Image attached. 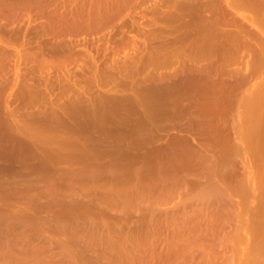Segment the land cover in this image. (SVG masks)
<instances>
[{
	"label": "rangeland",
	"instance_id": "obj_1",
	"mask_svg": "<svg viewBox=\"0 0 264 264\" xmlns=\"http://www.w3.org/2000/svg\"><path fill=\"white\" fill-rule=\"evenodd\" d=\"M262 1L263 0H0V237H2L0 238V264H8V263L9 264H47V263L64 264L65 262H66L65 264L67 263L72 264L71 262H73V264H80V263L96 264V262L97 263L99 262L98 264H104L106 263V261H109L108 256H110L111 254L113 255L114 249L112 250L111 248L114 246V244H117L115 245L116 248L119 247L120 249H122L123 246L125 245L124 242H128L127 245L129 243L130 244L128 246L125 245L124 247V250L125 249L128 250V247L133 243L138 245L139 242L138 240L142 239L143 241H145L143 243V241L141 240L142 243L144 244L142 247L145 246V243L146 244L151 243L149 245L152 246V243L155 241L156 244L158 242L157 251L160 252L161 250H159V247H161L163 244L165 245V241L169 242V240L173 238L170 241H174V239L175 241L176 240L183 241V239L184 240L187 239V242H189L188 240L189 235L191 238V239L189 238L190 243L194 238L198 237L199 235H200L199 238L201 237V239L196 238L195 240L199 239L197 241L201 240L202 242V239H204L205 237L203 241H205V243L207 242L206 243L207 245L211 243L213 244L216 239L215 241L216 248L214 247L215 249L214 248L213 249L217 251L219 249H222L224 252H226L225 254L229 252H230L229 254H231V252L233 251V247L236 246L234 245V243L236 242L235 239H237L238 237L245 238L248 236L249 237L259 236L261 238H264V235L251 234L253 231L251 232V228H250L251 226H248L250 225L251 221H253L254 219L256 220V216H258L259 214L262 215L263 214L262 211H264L260 207L262 206L264 209L263 206L264 187L261 188V186H264V181L261 178H259V176L261 177L260 173L264 168V163H263L264 157L261 158L262 160L261 163L257 162L258 160L260 161V158L255 157L254 155L249 157V154L252 155V153L247 152L248 156L247 153L245 155H242V153H244L243 151H245L243 149L241 151L242 153L233 152L236 154V155L234 154L235 157L232 156L233 155L232 153V155L230 154L231 157L226 158L225 160L223 159L226 162L220 160V158L222 159V157L218 158V160L217 158L216 160H214L215 157H219L221 155L223 151L222 149H225V147L226 148L230 147L227 144H230V142L234 140L233 135L231 136L233 140L231 138H228L231 139V141L227 142V144H225L226 141H228L227 139L225 140V142L223 140H220V142L219 141L214 142V145H216V143L218 145L219 143V145L216 146V149L217 147L220 146L221 142H224V145L223 143L221 144V146L223 147L220 148L221 151H219V153H217L216 155L214 153L216 150L212 151L215 157L212 154L213 156L211 157L214 158L211 157L209 158L211 153L209 154L207 152L206 155L205 153H203L206 151L203 150L202 152L201 149L203 140L201 139L198 133L199 131H197L199 128L196 129V127H199L197 126L198 124L196 125V127H194L193 125L196 123L193 124L191 123L189 125L188 123L189 117L187 116L185 117L183 116L184 118L181 119L179 117L178 119H176L177 117L173 116L174 117L173 119L170 118L171 116L169 117V115L166 114L169 118L166 117V115L162 116L161 119L163 121L159 119L158 126L161 127L165 124L164 126H167L168 130L161 131V129H156L151 126H148L144 130H141V132H139L138 140L136 141L134 138H129V137L120 138L122 134H117V132L121 133L120 132L121 129H122V133H125L126 130L129 129L127 128V123L126 122L121 123V120L119 124H117L119 126V129L115 127L116 123L114 121L112 122L111 118H109V120L106 119L105 120L106 122H104L103 124L102 121L104 120H101L100 123L98 122L99 120L97 122H93L91 119L92 124L91 122L89 123L90 126L92 125L91 128L89 126L88 129V126L84 125L80 129L79 127L80 125L74 126L73 125V123H75L74 121L68 118L70 120L69 121L66 117H64V119L66 118V121L68 120L67 123L63 120L66 125H68V123L71 122L69 123V126L65 127V128L67 127L69 128V129L67 128L65 132H64L65 128H61L63 126L62 121L61 123L59 122L56 123V121H58L59 119L58 116L61 115L60 112L58 111L59 109H56V107L58 106V102L61 103L63 101V99L62 100L58 99V95L61 92V90L62 91L65 90L63 91L64 98L68 99V101L69 99H73L70 100L71 102L72 101L79 102L77 99L79 98L82 99V97H84L85 95L88 97L86 98L85 96L83 99L86 98L87 100L84 101H88V102H89L88 98L90 95L92 96L100 95L103 98H111L114 103L106 106L107 113L111 115L113 114L118 115L117 118H119V116L120 117L129 116L130 120L134 121L137 117L143 116L144 109L146 108L145 107L146 99L151 97L152 88L156 85H160V84L166 85L167 83H173L174 81L177 80L178 77L175 76L176 71L181 65H183V60L188 59L187 56L184 55L183 51L179 50L178 46H180V39L182 40V38L184 37L191 36V34L195 31L194 30L195 25L198 22V19L201 15L207 17L211 23H215L213 32L215 34H218V38L213 39V42L211 43V47L209 48L210 49L208 55L209 59L208 57H206V60L211 61V64L213 66L217 65L215 68H213L214 69L213 72L216 73L218 71L217 68H220L225 72L232 71L231 73L232 75L233 74L236 75V74H240L241 72H244L247 66L246 59L245 60L239 58L234 59L233 55H231L230 53L229 54L224 53L225 56H223V52H222L223 46L221 45L222 39L229 32L236 30L245 31L248 37H251L252 34L256 35V37L259 36V31L256 29V26L253 24V22L260 21L259 8L256 7V3L258 2L261 3ZM262 29L264 30V26H262ZM206 60L202 61V63L205 62ZM188 63L191 62L188 61ZM122 65H124V67ZM96 66L100 69V71L97 73H93V70L95 69ZM68 73H72L73 79L75 80H73L72 76H70ZM74 74H76V76H74ZM225 78L231 79V75L227 74ZM82 103L83 102H81V104ZM85 103L83 105H86ZM51 107H53V110L56 109L59 112L58 115L57 114L58 112L56 110L53 111L54 113L56 112L55 115L57 114L56 115L57 118L55 119H51L52 116H54L52 115L54 114L52 111H51V115H52L51 118L50 117L48 118V116H50L49 113ZM102 108L103 107H101V110ZM215 112L216 113L213 114V116L215 117L212 118L213 122L217 121L219 119L217 117L221 116L220 112L217 111ZM180 117L182 116L180 115ZM160 122L163 125H161ZM217 122L214 123L212 128L216 127L215 125L217 124ZM96 123L99 124L97 125ZM94 124L97 125V127ZM231 126L232 125L230 123L222 124L221 122L218 125L217 129H214V132L216 134L221 133V135H226L227 133H229ZM84 127L86 130L84 129ZM124 128L125 130H123ZM205 129L208 130L209 128L205 127ZM111 131H113L114 134L115 133L116 134L112 135L113 133ZM69 132H71L70 133L71 135L69 134ZM73 132L75 134H73ZM105 132L108 133L111 132L112 134L110 135ZM66 133L68 134L67 136ZM161 133H163L162 136H164V138H160L159 135ZM127 134L128 133H126L125 135ZM84 136L87 137V139L83 138ZM130 141L131 142L135 141V143L134 144L130 143ZM234 141L240 143L239 144L240 146L237 144L236 145L237 147H239V149L240 147L242 149L241 141L237 139ZM129 143L131 144L130 145L131 147L129 146ZM141 143L142 145H139ZM185 143L188 145L186 146ZM132 144L136 146H133ZM160 144L161 146L159 147ZM173 144L174 145L176 144L177 147L179 146V148H177L176 150L175 147L176 145L174 146ZM236 145L234 143V146ZM188 146H191V148L190 147L188 148ZM157 148L160 149L158 150ZM220 149L218 148V150ZM85 150L89 151L90 153L88 155L84 154L83 151ZM156 150L158 152V156L156 154ZM196 150L199 151L197 152ZM236 150L238 151V148ZM168 151L170 152V154ZM178 151L181 153H179ZM164 152L165 153L167 152L166 153L167 155ZM182 152L184 153L189 152L186 154L187 156L191 153L192 155L189 157H191L192 160L193 159L197 160L200 165L195 164L197 163V161L194 163L193 160L192 162V160H190L189 157L187 158V156L186 158L188 160H186V158L184 160V156H183L184 154ZM195 152H197V154L199 155V156L196 155V158L194 157ZM199 153H202V155ZM98 154L100 157H97ZM153 154L155 155V157L153 156ZM173 154L175 157L181 156V158H183L181 160H183L184 162L188 161L186 163L188 166L183 168L186 164L183 163V161H181L179 157H177L182 163L177 165L179 167L178 168L173 160L177 158H175ZM205 155L207 156V158ZM163 156L164 157L168 156L167 158L165 157L166 159L170 157V160L168 161L171 162L173 160L172 161L173 163L169 162L170 163L169 164L168 161ZM171 156H173L174 158ZM245 156L249 157L248 158L249 164L246 163V165H250L248 167L254 168L256 166V168H254L253 171L251 172H254V170L257 169V167L258 169L263 167L262 169L259 170L257 169V173L259 171L258 174L254 172L253 173L254 176L252 178L251 177L248 178L251 182L253 180L254 187H257L255 185H258V183L260 182L259 188L261 190L257 187L256 192H254L255 190L247 191L248 188L246 187V183L248 180L246 181L247 179L246 176L249 175L248 173L250 172L248 170H247L248 172L245 171L246 170V168L244 167L246 166L244 165ZM200 158H202L203 160H201ZM205 158L210 161H207ZM230 158L231 159L235 158V159L230 160ZM255 158H258V160L256 159V161H254ZM161 159H162V163L158 162L161 161ZM163 159H165L166 162H163L164 161ZM178 159H177V163H179ZM238 159H240L241 161H239ZM227 160L228 161L230 160V163H228ZM245 160H246L245 162H247V159ZM142 161L144 162V164L145 162L146 164L148 163L151 167L148 164L144 165ZM150 161L154 163H151ZM189 161L191 164L189 163ZM214 162H216L218 165ZM193 163L195 166L192 165ZM183 164L185 165L183 166ZM208 164L209 166L207 167ZM224 164L226 166H224ZM259 164L263 166L262 167L257 166ZM120 166L121 167L123 166V168L120 171H118V169H120L119 168ZM165 166H167V169L165 168ZM173 166H175L176 168ZM191 166L193 167L190 168ZM223 166L226 169H224ZM113 167L117 168V172L113 170ZM124 167L127 169H125ZM105 168H107L106 169L107 173L105 172L103 173L102 171V170L105 171ZM159 168L161 169V171L162 170L163 171L162 172L159 171L160 170ZM214 168L215 171H213ZM128 169H130L129 171L134 169L135 171L134 170L133 171L135 174L130 173ZM164 169L170 172L168 171L166 172ZM108 171L111 172L110 175L108 174L109 173ZM210 171L212 173H210ZM118 172L121 173L122 175L121 177L118 175ZM177 172L181 176H179ZM203 172L206 173L204 174ZM30 173L32 176H30ZM114 173L115 174L117 173L116 174L118 176L117 180H115L116 175L113 176ZM181 173L182 174L185 173V174L182 175ZM195 173L196 174L201 173V175L199 174L201 177L204 174L202 177L203 179L198 180L200 179V178L197 179L199 175L197 176L195 175ZM220 173H222L221 174L222 176L220 175ZM99 174L102 175V180H100L101 175ZM131 174L132 176H130ZM253 174L250 173L251 176ZM22 175L23 176L25 175V177H23ZM172 175H174V177ZM243 175L246 178L245 180L243 178ZM33 176H35V178ZM111 176H113L114 178ZM171 176L173 178H176L175 179L176 181L173 178H171ZM178 176L180 179L178 178ZM216 176H218V178ZM30 177L33 179H31ZM92 177L94 178V180ZM107 177L110 181L107 179ZM151 177L153 178V180H155L154 181L155 183H153L152 185H151L152 183ZM169 177L170 180H173L172 181L173 183L182 181L181 185H184L182 186L184 188L185 186L188 185L187 189L186 188L180 189L181 186L178 187V192L176 188V192H175L176 195L174 197L178 201H174L176 199L173 198V200L168 199L167 203H162L165 201H161L159 202L158 205L156 204L158 202L154 203L153 196H151L153 197V199H151L152 202L150 201V199L148 200L149 195H146L148 191H146V193L144 191L148 190V188L150 187H155L154 188V191L156 190L155 194L158 195L157 193L159 192L157 191L158 190L161 191L160 189L161 187L159 188L160 185L158 183L160 182V180H161L160 183H162V180L163 181L168 180L167 178ZM204 177L206 178L204 179ZM112 178L113 181H111ZM193 178L197 179L199 183L200 181H202L201 183L203 184L201 185L202 186L204 185L203 186L204 188L200 186L199 183L197 184L198 181L194 180ZM221 178L223 179L221 180ZM239 178L243 183H241ZM103 179L105 180L103 181ZM124 179L126 182L124 181ZM212 179H214L215 182H213ZM87 180L91 182L90 185ZM143 180H145L144 181L145 183L143 182ZM183 180L186 182L183 183ZM236 180H239L242 186L243 184L245 185L243 186V189L245 190L246 187L247 189L245 191L246 193L249 192L251 194L253 193L254 196L257 195L256 197L257 198L260 197L259 199H261L263 202L262 201L260 202V200L257 199L256 197L255 200L254 197H251L253 195L249 193H248L249 195H245L246 193L243 192V194L245 195L244 196L242 194V191H240L241 184L239 182L236 183ZM94 181L96 183H94ZM132 181L134 182L132 183ZM168 181L167 183H169ZM105 182L109 184L111 183L110 185L108 184V188L106 187L107 183ZM114 182H116V184H114ZM216 182L218 184V187L217 184H215ZM222 182L225 184H223ZM124 183L126 184L127 187L131 185L132 188L129 187L128 189ZM135 183L136 185L134 187L133 184ZM205 183L207 186H205ZM29 184L30 186L31 185L32 186L30 187ZM119 184H121V186ZM174 184L176 185L175 187L179 185V184L177 185L176 183ZM211 184L212 186H214L213 189L216 188V191L212 190V192H210L212 189ZM235 184H237V186H234ZM112 185L116 187L114 188ZM227 185H232L234 187L233 188L232 186L228 187ZM27 186L30 188H27ZM96 186L97 188H95ZM101 186L103 188H101ZM137 186L139 189L137 188ZM145 186H147L148 188H146ZM197 186L199 188H202V190L200 189V192L201 191L203 192V193L201 192L202 194L199 192V190H197L198 188ZM119 187H121V189ZM237 187H239V189ZM93 188L97 189L98 191L94 190ZM188 188H190V190ZM217 188H219V190ZM222 188L224 190H222ZM227 188H230V190H234V191L230 192L229 189ZM250 188L253 189V186ZM31 189L34 190L36 189V190L34 192ZM119 189L122 192H119ZM127 189L129 191L133 189L134 191L131 190V192H127L128 191ZM179 189L181 190L182 193L181 192L179 193ZM258 189L261 191V193L257 192L259 191ZM29 190L32 191L35 195L32 192H30L31 194H29ZM139 190H142L144 195L148 196L145 197V200L143 199L144 195L142 194V191L140 192ZM206 191L208 193H206ZM237 191L238 193L241 192L240 193L241 195L238 194V196H236L237 193L234 192ZM115 192L117 193L116 195L119 196L122 195V196L118 199L119 196H115ZM134 192L135 193L140 192L139 194H137L138 197ZM131 193L133 194L131 195ZM216 193L219 194L216 195ZM106 194L110 195V197L107 196ZM29 195L32 196L30 197ZM128 195L131 197L134 195L136 196L132 197L133 201L124 204L126 200L131 199V197H129ZM218 195H220L222 198ZM224 195L227 196L226 197L227 199H225ZM102 196L104 197V199ZM126 196L129 198L127 199ZM247 196L250 197L248 198ZM115 197H117V199ZM136 197L139 199L138 202L140 204L143 203L144 201V203L147 204L146 205L147 207L144 205V203L141 204L142 206H140V204L138 203L136 204L134 201ZM139 197L140 198L142 197V199H140ZM202 197H204V199ZM243 197L246 198V200L243 199ZM100 198H102V200H100ZM252 198H254L255 202H253ZM95 199L99 202V204L100 202L102 203L100 204V208H99V204L97 203V201H95ZM115 199L116 201L117 200L118 201L116 202ZM123 199L125 200L123 201ZM138 199H136V201ZM184 199L185 202L181 203L184 201ZM232 199L233 201H231ZM238 199L240 200L239 201L240 203L237 201ZM188 200L191 201L192 203H189ZM241 200L242 201L245 200L246 202H242ZM84 201L85 202L88 201V203L92 202V204H88V203L85 204ZM148 201L151 203H149ZM193 201H196V203L195 202L193 203ZM82 202L83 204H81ZM109 202L114 203V205L111 203L112 205L111 206ZM133 202L138 206L137 207L136 205L134 206ZM176 202L179 203L178 207H175L177 204L174 203ZM215 202H219V203H215ZM230 202H232L231 203L232 205L230 204ZM257 203L258 205L261 203L262 204L259 205V207L257 208L256 207ZM128 204H131V206L133 205L132 208L134 207L135 209L134 211L136 212L131 213L132 210L127 208L130 207ZM153 204H156V208L155 205ZM181 204L182 206H184L183 208L185 209V212L183 210L181 213L182 214L185 213L186 214L185 219L189 220V221L184 220L183 219L184 217H182L181 222L187 221L184 223L179 222L178 219L180 218L175 216L177 212L181 214L180 210L183 209V208H179L182 207ZM216 204H217V208H215ZM228 204L230 208L225 207ZM240 204L244 206L241 207ZM107 205H109L108 206L109 208L106 207ZM236 205L237 207H235ZM112 207H116V208H112ZM158 207L159 209H161L160 211L159 209L156 210L159 211V213L155 212L158 213L159 215V216L157 215L158 218L159 217L164 219L166 218V215H164L165 213H163L164 212L163 209H166L167 207L168 208L170 207L169 208L170 211L167 208L165 211L166 213L167 210L169 211L170 214L172 210L175 211L171 215L173 217L174 216L177 217L178 221L174 222L173 220H175L176 218L172 219V216L170 214L169 215L171 216V218L169 215H167V219L165 220L167 221L169 217V221L171 224L180 223L179 224L180 226L178 225L179 230H177L178 227L176 226V224H172L174 225V229L172 228L173 226L172 227L169 226L171 225L170 223H167L169 221L167 222L163 221V226L166 228H168L167 226H169L173 230L169 229L170 230L169 231L168 229H165L163 226L162 228L161 227L162 223H159V226H156L157 224L156 225L152 224L153 228L150 227L151 223H156L157 220H160L161 222L162 219L156 218L155 213L154 215L151 214L153 215V217L155 216L153 218L151 215H149L150 213L153 212L149 213L147 211L148 212L147 213L146 210H148V208L157 209ZM122 208H124L125 211L127 210L129 211L123 212L124 210L122 211L121 210ZM136 208L137 209L139 208V211L142 208L144 210L142 209V211H140L142 213L139 212L137 213L138 210H136ZM189 208L190 211L188 212H190L191 217L187 215L189 214L187 212ZM193 208L197 210L193 211ZM237 208L240 211H237ZM222 209H224V211ZM230 210L231 212L228 213ZM257 210L258 212L261 211L262 214L257 213ZM197 211H199V213ZM254 211L258 215L255 216V213L254 215L253 213H251ZM102 212H104L106 215L104 216V213ZM128 212H130L131 214L130 213L128 214ZM224 212L225 214H223ZM75 213L76 215H74ZM215 213L217 214V216ZM134 214L137 216H135ZM144 214H146L147 216L148 215L151 216L150 219L153 218L152 221L150 220L151 221L150 225L148 224L150 228L147 226L149 229L146 228L145 226L147 225L146 223L147 222L149 223L150 221L147 220L146 215ZM182 214L180 215V217L182 216ZM202 214H204L205 216ZM211 214H212V220L210 219ZM122 215L125 216H123L122 218ZM223 215L224 216L228 215L229 217H231V219L229 217L226 218V216L224 217ZM249 215L253 219L249 218ZM260 215L258 216L260 217L258 219H261L262 216ZM98 216H100V218H105L106 220H108L107 218H109L108 221L102 219L104 223L108 222V224L106 223L103 224L102 223L103 221L100 223L101 219ZM116 216H121V217H116ZM127 217L131 219H128ZM219 217L221 220L222 219L223 220L221 221ZM91 218H93V221ZM225 218L226 220L224 221ZM23 219L24 220L27 219V221H23ZM90 219L91 221L89 222ZM201 219L204 221V223ZM143 220L144 222L145 221L147 222H145L144 224ZM31 221L32 224L34 223V225H31ZM25 222L27 223L29 222L30 225L29 223L25 224ZM117 222H119L120 224L122 222V224L117 225L119 224ZM164 222L166 223V225H164ZM190 223H192V226H190L191 225ZM193 223L195 224L198 223L199 225L198 224L195 225ZM182 224L184 226L185 225L187 226L183 228ZM219 224H221L222 228H224L225 230L221 229V226H219ZM1 225L4 227H2ZM104 225H108L107 229L109 233L107 232L106 226ZM154 225L156 229H158L159 227H161L162 229L159 228L158 232L156 233L157 230H155ZM208 225H212L211 226L212 228H209L210 226ZM214 225L215 227L213 229ZM198 226L199 228L202 226L200 228L201 230L198 228ZM134 227L136 229H134ZM181 227L185 231L182 230V232L184 233H181L182 235L180 236L179 231H181L180 229ZM207 228H209L210 231ZM215 228L217 229L215 230ZM219 228L221 229V231L220 230L218 231ZM245 228L246 231H248L250 228V232H246V235L244 233ZM147 229L149 231H147ZM152 229H154L155 231ZM227 229L230 230V233L229 230L227 231ZM175 230H177V232L179 233H177ZM9 231L10 232L14 231L12 232L13 235L10 234ZM102 231L104 232L105 235L103 234ZM110 231L112 232L110 233ZM153 231H154L153 235L156 234V237L158 239L152 236ZM159 231L161 233L163 232L162 233L163 236ZM168 231L170 232V235H168L169 234ZM173 231L176 233H174ZM226 231L230 235L228 234L225 235ZM164 232L165 234L168 233L166 234L167 236L166 235L164 236ZM221 232L222 233L225 232V233L221 234ZM106 234H109V236L112 237V239L108 237ZM171 234L172 235L177 234L176 235L177 239L176 236L174 238ZM148 235H151V237L149 236L150 237L149 243L146 242L148 241V239L145 240V237L146 236L148 237ZM211 235H214L215 238ZM222 235L224 236V238L222 237ZM6 237L9 240H7ZM113 237H115L116 240L115 238L113 240ZM133 237L136 240L138 237L140 239L138 238L136 243V240L134 241ZM181 237L183 239H179ZM109 238L111 241L109 240ZM151 238L154 240L153 242L151 241L152 240ZM154 238L157 240H155ZM163 238L164 241L162 243ZM166 238L167 239L170 238V239L167 241L165 240ZM230 240L232 242H230ZM99 241L103 245H101ZM180 241L179 243H182ZM233 241L235 242L233 243ZM220 242L221 243L223 242L225 245H222ZM219 243L222 246H220ZM121 244L123 246H120ZM194 244H196V242H194ZM106 245H108L109 247H107ZM153 245H155V243H153ZM164 245L162 248H160L162 249V251H165L167 248V247L164 248ZM228 245L231 246L232 248L229 247ZM83 246L87 247V249L89 247V249L87 250L86 248H83ZM100 246L102 247V249ZM153 247L156 250V245ZM130 248L128 252H130ZM135 248H132V250ZM85 249L87 252L85 251ZM97 249L98 251H96ZM109 249L111 250V252H109L110 251ZM144 249H147V247H144ZM89 250L91 253L95 251L94 253L98 254V256L93 253L96 257L93 258L94 255L88 253ZM116 250H118V248ZM222 250H219V252L221 251L220 254L221 253L223 254ZM121 251H123V249ZM81 253H83V255ZM80 254L83 260L80 258ZM103 255H106V258L105 256L103 257ZM69 256L71 257L69 258ZM90 256H92V259L94 261L90 259L91 258ZM100 257H102L105 260V262ZM34 258L36 262L34 261ZM36 258H38V260L40 261H38ZM45 260L47 261L46 263ZM84 260L86 261L85 263ZM5 261L7 262L5 263Z\"/></svg>",
	"mask_w": 264,
	"mask_h": 264
},
{
	"label": "bare ground",
	"instance_id": "obj_2",
	"mask_svg": "<svg viewBox=\"0 0 264 264\" xmlns=\"http://www.w3.org/2000/svg\"><path fill=\"white\" fill-rule=\"evenodd\" d=\"M256 7L257 8H259V18H260V21H257V22H253V24L256 26V29L259 31V36H257L256 37V35H254V34H252V36L251 37H248L247 35H246V32L245 31H243V30H236V31H231V32H229L223 39H222V46L224 47H222V52H223V56H225L224 55V53L225 54H231V55H233V57H234V59H237V58H239V59H243V60H245L246 59V63H247V66H246V70L244 71V72H241L240 74H231L232 73V71L231 72H229V71H227V72H225L224 70H222V69H220V68H217V72L216 73H214L213 72V68H215L216 66H213L212 64H211V61H207L206 60V57H208V55H209V48L211 47V43L213 42V39H217L218 38V34H215L213 31H214V24L215 23H211L210 21H209V19L207 18V17H205V16H203V15H201L200 17H199V19H198V22L196 23V25H195V31L191 34V36H189V37H184V38H182V40L180 39V46H178L179 47V50H181V51H183V53H184V55H186L187 56V60H183V65H181L179 68H178V70L176 71V73H175V76L176 77H178L177 78V80L176 81H174L173 83H167L166 85H163V84H160V85H156V86H154L153 88H152V92H151V97H149V98H147L146 99V108L144 109V115L143 116H140V117H137L134 121H131L130 120V118H129V116H124V117H120L119 116V118H117L118 117V115H115V114H113V115H111V114H109V113H107V108H106V106L107 105H109V104H112V103H114L113 102V100L111 99V98H103L102 96H96V95H90L89 96V98H88V100H89V102L88 101H84V100H87L86 98L88 97V96H86V98L85 99H83L84 97H82V99H77L79 102H76V101H70V100H73V99H69V101H68V99H66V98H64V94H63V91H65V90H61V94L59 93V95H58V99L60 100H62L63 99V101L60 103V102H58V108L56 107V109H59L58 111L60 112V114L61 115H59V112L56 110V109H54L53 110V107H51V110H50V116H48V118L50 117L51 118V116L52 115H54V116H52V118L51 119H55V118H57V114L59 115L58 117H59V119H58V121H56V123H61V121H62V127L61 128H65L66 126H69V123H71V122H69L68 123V125H66L65 123H64V121L67 123V121L69 120V119H71L72 121H74L75 123H73V125L74 126H76V125H80L79 127H80V129H81V127H83L84 125H86V126H88V129H89V126H90V122H91V124H92V121L93 122H97L98 120V122H100L101 123V120H104V121H102V124L104 123V122H106L105 120L106 119H108L109 120V118H111V120H112V122L114 121L116 124V128H118L119 129V126L117 125V124H119V122H120V120H121V123L123 122H126L127 123V128H129V129H127V130H129V131H127L126 130V132L125 133H122V129H121V133H118L117 132V134H122L121 136H120V138H125V137H129V138H134L135 139V141L136 140H138V134H139V132H141V130H144L145 128H147L148 126H151V127H153V128H156V129H161V131L163 130H168V127L167 126H164L161 122H160V124L161 125H163V126H158V124H159V119L160 120H162L161 119V117L162 116H164V115H169V117L170 118H173L174 119V117L173 116H175V117H177L176 119H178V117L181 119V118H184L185 116H187V117H189V119H188V123H189V125L192 123H196V124H193L194 125V127H196V125L197 126H199V127H196V129H201V130H197V131H199L198 133H199V135H200V137H201V139L203 140V144H202V146H201V149H202V152H203V150L204 151H206V152H203V153H211V155L209 156V158L211 157V156H213L214 155V153H215V155L217 154V153H219V151H221V147H223V146H221V144L223 143V145H224V142H225V140L227 139L228 141H226V143L225 144H227V142H230L231 141V139H232V135L234 136V140H239V141H241V146H242V149H241V147H240V149H239V147H237V145H239L240 143H237V141H234L233 139V141H231L230 142V144H227L228 146H230V147H225V149H222L223 151H222V153H221V155L219 156V157H215V155H214V157H215V159L214 160H216V158H217V160H218V158H220V157H222V159L220 158V160H225L226 158H229V157H231L230 156V154L232 155V153L233 152H235V153H242L241 151L244 149L245 151H243L244 153H242V155H245L247 152H249V153H252V155L251 154H249V157L250 156H255V157H258V158H260V161L258 160V158H255V160L254 161H256V159L258 160L257 162H260L261 163V158H263L264 157V30L262 29V26H264V0L261 2V3H256ZM243 33V34H242ZM221 38V37H220ZM229 56V55H228ZM227 57V56H226ZM208 59H209V57H208ZM204 60H206L205 62H203L202 63V61H204ZM188 61H190L191 63H188ZM123 67H124V65H122ZM100 71V69L96 66L95 67V69L93 70V73H97V72H99ZM84 73V72H83ZM83 73H81V74H83ZM70 76H72V79H73V75H72V73H68ZM227 74H230L231 75V79H226L225 78V76L227 75ZM74 76H76V74H74ZM68 80V79H67ZM73 80H75V79H73ZM81 97V96H80ZM53 100V99H52ZM54 101V100H53ZM56 101V100H55ZM81 102H83L82 104H81ZM86 102V103H85ZM87 102H88V104H87ZM52 103V102H51ZM60 103V104H59ZM86 104V105H83V104ZM55 104V103H54ZM57 104V103H56ZM52 106V105H51ZM54 106V105H53ZM101 107H103L104 109H106V110H104L103 108H102V110H101ZM57 111L58 113L55 115V113L53 112V111ZM103 110H104V112H103ZM51 111L54 113V114H52L51 115ZM103 113H102V112ZM215 111H217V112H220L221 113V116L220 117H217V118H219L217 121H215V122H213V117H215V116H213V114L214 113H216ZM102 114H101V113ZM170 113H171V115H170ZM218 114V113H217ZM109 115H110V117H109ZM166 115V117H168ZM178 115V116H177ZM180 115L182 116V117H180ZM216 115V114H215ZM61 116V117H60ZM63 116V117H62ZM184 116V117H183ZM64 117H66L68 120L66 121V118L64 119ZM168 117V118H169ZM120 118H122V119H120ZM91 119H92V121H91ZM96 120V121H94V120ZM119 119V120H118ZM166 119V118H165ZM64 120V121H63ZM215 120V119H214ZM70 121V120H69ZM163 121V120H162ZM217 122V124L215 125L216 127H214V128H212L213 127V125H214V123H216ZM222 122V124L223 123H230L232 126H231V128H230V131H229V133H227L226 135H221V133H215L214 132V129H217V127H218V125L220 124ZM65 125H64V124ZM213 123V124H212ZM97 124V123H96ZM99 124V123H98ZM97 124V125H98ZM61 125V124H60ZM95 125V124H94ZM97 125H95L96 127H97ZM192 125V126H193ZM201 125V126H200ZM212 125V126H211ZM72 126V125H71ZM92 126V125H91ZM91 126H90V128H91ZM211 126V127H210ZM58 127V126H57ZM95 127V128H96ZM205 127H208L209 129L208 130H206L205 129ZM68 128V127H67ZM67 128H65L64 129V132H65V130L67 129ZM74 128V127H73ZM59 129V128H58ZM69 129V128H68ZM84 129H85V127H84ZM83 129V130H84ZM104 129V128H103ZM118 129H116V130H118ZM86 130V129H85ZM84 130V131H85ZM94 130V129H93ZM100 130V129H99ZM98 130V131H99ZM102 130V129H101ZM123 130H125V128L123 129ZM63 131V130H62ZM61 131V132H62ZM71 131V130H70ZM218 131V130H217ZM216 131V132H217ZM60 132V131H59ZM72 132V131H71ZM71 132H69V134L71 133ZM101 132H103V131H101ZM113 134H112V133ZM110 133H108V132H105V133H108V134H112V135H115L114 134V132L113 131H111ZM79 133V132H78ZM84 133V132H83ZM126 133H128L127 135H125ZM59 134V133H58ZM65 134V133H64ZM64 134H63V136H64ZM73 134H75L74 132H73ZM108 134H106V135H108ZM162 134L163 133H161L159 136H160V138H164V136H162ZM68 134L66 133V136H67ZM71 135V134H70ZM91 135V134H90ZM105 135V134H104ZM62 136V135H61ZM74 136V135H73ZM76 136V135H75ZM83 136V135H82ZM87 136V135H86ZM96 136V135H95ZM72 137V136H71ZM70 138V137H69ZM83 138H85V139H87V137H83ZM228 138H231V139H228ZM157 139V138H156ZM150 140V139H149ZM159 140V139H158ZM220 140H223L224 142H221L220 143V146L219 147H217V149H216V146H218L219 145V143H218V145H217V143H216V145H214V142H220ZM126 141V140H125ZM135 141H130V143H135ZM171 141V140H170ZM169 141V142H170ZM183 141V140H182ZM238 141V142H239ZM126 143V142H125ZM129 143V146L131 145ZM172 143V142H171ZM234 143H235V145L236 146H234ZM132 144V145H133ZM176 144H178V143H176ZM175 144V145H176ZM186 144V143H185ZM138 145V144H137ZM139 145H142V143L141 144H139ZM166 145V144H165ZM169 145H172V144H169ZM174 145V144H173ZM174 145V146H175ZM188 144H186V146H187ZM133 146H136V145H133ZM161 146V144L159 145V147ZM232 146V147H231ZM240 146V145H239ZM131 147V146H130ZM157 147V146H156ZM167 147V146H166ZM172 147V146H171ZM176 147V150H177V148H179V146L177 147V145L175 146ZM191 148V146H188V148ZM215 147V148H214ZM164 148H165V146H164ZM169 148V147H168ZM194 148V147H193ZM192 148V149H193ZM218 148L220 149V150H218ZM238 148V151L236 150ZM158 149V148H157ZM160 149V148H159ZM158 149V150H159ZM163 149V148H162ZM171 149V148H170ZM173 149H175V148H173ZM172 150V149H171ZM170 150V151H171ZM175 150V151H176ZM179 150V149H178ZM218 151V152H216V151ZM234 150V151H233ZM174 151V152H175ZM197 151V150H196ZM199 151V150H198ZM197 151V152H198ZM211 151V152H210ZM212 151H215L214 153L212 152ZM160 152H161V150H160ZM169 152V151H168ZM179 152V151H178ZM185 152V151H184ZM184 152H182L184 155V160H185V158H186V154L187 153H189V152H186V153H184ZM197 152H195V158H196V155H198L197 154ZM83 153L84 154H86V155H88L90 152L89 151H87V150H85V151H83ZM153 153V152H152ZM165 153V152H164ZM167 153V152H166ZM165 153V154H166ZM172 153V152H171ZM179 153H181V152H179ZM178 153V154H179ZM235 153H233V155L232 156H234L235 157ZM156 154H157V156H158V152H157V150H156ZM169 154H170V152H169ZM199 154H201L202 155V153H199ZM208 154V155H209ZM213 154V155H212ZM235 154V155H234ZM152 155V154H151ZM160 155H162V154H160ZM164 155V154H163ZM167 155V154H166ZM192 154L190 153L188 156H187V158L189 157V156H191ZM207 155V154H206ZM205 155V156H206ZM91 156V155H90ZM153 156L155 157V155L153 154ZM169 156V155H168ZM168 156H165L166 158L168 157ZM173 156H174V154H173ZM173 156H171V157H173ZM182 156V157H183ZM199 156V155H198ZM197 156V157H198ZM204 156V155H203ZM240 156V155H239ZM247 156H248V153H247ZM247 156H245V157H247ZM87 157V156H86ZM96 157V156H95ZM97 157H100L99 156V154H98V156ZM164 157V156H163ZM164 157V158H165ZM175 157V156H174ZM173 157V158H174ZM177 157H179L180 158V160L181 159H183V158H181V156H177ZM177 157H175V158H177ZM200 157H202V156H200ZM214 157H211V158H214ZM242 157V156H241ZM244 157V165H246V163L247 164H249L248 163V158L249 157H247V158H245ZM161 158V157H160ZM159 158V159H160ZM165 158V159H166ZM186 158V160H188ZM190 158V160H192V158L191 157H189ZM199 158V157H198ZM206 158H207V156H206ZM205 158V159H206ZM238 158V157H237ZM236 158V159H237ZM253 158V157H252ZM153 159H155V158H153ZM163 159L164 161L163 162H166V160L168 161V160H170V157L168 158V159ZM178 159V158H177ZM177 159H173L174 160V162H175V165L177 166L178 164H180L181 163V161H183V160H179L178 159V162L179 163H177ZM201 160H203L202 158H200ZM199 159V160H200ZM204 159V160H205ZM233 159V158H232ZM231 158H230V160H232ZM235 159V158H234ZM233 159V160H234ZM240 159H242V158H240ZM240 159H238L239 161H241ZM245 159H247V162H245L246 160ZM254 159V158H253ZM156 160H157V157H156ZM172 160V161H173ZM194 160V159H193ZM193 160H192V162H193ZM200 160V161H201ZM207 161H210V160H208V159H206ZM223 160V161H224ZM230 160L228 161V163H230ZM145 161V160H144ZM147 161V160H146ZM170 162V161H168V163L170 162V163H173V162ZM197 160H194V163L196 162ZM199 161V162H200ZM207 161H206V163H207ZM138 162H139V160H138ZM151 162V161H150ZM157 162V161H156ZM158 162H160V163H162V159H161V161H158ZM188 162V161H187ZM187 162H184L183 161V163H187ZM224 162H226V161H224ZM238 162V161H237ZM243 162V161H242ZM252 162H253V160H252ZM256 162V163H257ZM142 163L144 164V162L142 161ZM151 163H154V162H151ZM169 163V164H170ZM177 163V164H176ZM189 163H190V161H189ZM194 163L192 164V165H194ZM201 163V162H200ZM205 163V162H204ZM208 163H210V162H208ZM214 163H216V162H214ZM223 163V162H222ZM221 163V164H222ZM263 163H264V159H263ZM262 163V164H263ZM140 164V163H139ZM138 164V165H139ZM145 164H146V162H145ZM144 164V165H145ZM148 164V163H147ZM146 164V165H147ZM164 164V163H163ZM182 164V163H181ZM185 164H183V166L185 165ZM191 164V163H190ZM195 164H198V165H200L199 163H198V161H197V163H195ZM203 164V163H202ZM217 164V163H216ZM215 164V165H216ZM226 164V163H225ZM224 164V166H226ZM239 164V163H238ZM241 164V163H240ZM243 164V163H242ZM133 165H134V163H133ZM149 165V164H148ZM157 165V164H156ZM160 165V164H159ZM158 165V166H159ZM204 165V164H203ZM213 165V164H212ZM211 165V166H212ZM214 165V166H215ZM218 165V164H217ZM230 165V164H229ZM243 165V166H244ZM256 165V164H255ZM113 166H115V165H113ZM132 166V165H131ZM135 166H137V165H135ZM150 166V165H149ZM171 166V165H170ZM188 165L186 164L183 168H185V167H187ZM190 166V165H189ZM195 166V165H194ZM209 166V164L207 165V167ZM219 166H221V165H219ZM224 166H223V168H224ZM240 166V165H239ZM238 166V167H239ZM248 166H250V165H246V166H244L245 168H246V170L245 171H249L250 173H254V172H256L257 173V169H258V167H257V169H255L254 170V172H251V171H253V169L254 168H256V166L254 167V168H250V167H248ZM252 166V165H251ZM257 166H261L260 164L259 165H257ZM263 166V165H262ZM261 166V167H262ZM141 167H143V166H141ZM147 167V166H146ZM146 167H145V169H146ZM151 167V166H150ZM173 167H175V166H173ZM178 167V166H177ZM182 167V166H181ZM193 166H191L190 168H192ZM199 167V166H198ZM197 167V168H198ZM202 167V166H201ZM216 167V166H215ZM241 167V166H240ZM120 169H118V171H120L122 168H123V166L121 167H119ZM125 168V167H124ZM129 168V167H128ZM140 168V167H139ZM148 168V167H147ZM156 168H158V167H156ZM165 168L167 169V166H165ZM170 168V167H169ZM176 168V167H175ZM179 168V167H178ZM194 168H196V167H194ZM263 168V167H262ZM262 168H259V169H262ZM33 169V168H32ZM106 169L107 168H105V171L104 170H102L103 171V173L105 172V173H107L106 172ZM125 169H127V168H125ZM131 169V168H130ZM130 169H128V171L130 170ZM135 169V168H134ZM134 169H132L131 171H129L130 173H133V174H135L134 173ZM144 169V170H145ZM160 169V168H159ZM163 169V168H162ZM204 169V168H203ZM202 169V170H203ZM221 169V168H220ZM224 169H226V168H224ZM223 169V170H224ZM229 169H231V168H229ZM243 169V168H242ZM258 169V170H259ZM113 170L115 171V172H117V168L116 167H113ZM134 170V171H133ZM142 170H143V168H142ZM165 170V169H164ZM170 170H172V169H170ZM175 170V169H174ZM178 170V169H177ZM192 170V169H191ZM194 170V169H193ZM206 170V169H205ZM210 170V169H209ZM212 170V169H211ZM222 170V171H223ZM101 171V172H102ZM109 171H112V170H109ZM108 171V172H109ZM113 171V172H114ZM126 171V170H125ZM138 171V170H137ZM150 171V170H149ZM159 171H161V169L159 170ZM163 171V170H162ZM161 171V172H162ZM166 171V170H165ZM164 171V172H165ZM168 171V170H167ZM166 171V172H167ZM213 171H215V168H214V170ZM226 171H229V170H226ZM247 171V172H248ZM261 171V170H260ZM33 172H34V170H33ZM36 172V171H35ZM122 172H123V170H122ZM145 172H148V171H145ZM163 172V173H164ZM168 172H170V171H168ZM180 172V171H179ZM184 172V171H183ZM209 172V171H208ZM217 172V171H216ZM240 172H243V171H240ZM37 173V172H36ZM110 173L111 172H109L108 174L110 175ZM120 172H118V175L121 177L122 175H121V173L119 174ZM126 173V172H125ZM151 173V172H150ZM149 173V174H150ZM162 173V174H163ZM178 173V172H177ZM193 173V172H192ZM191 173V174H192ZM204 173V172H203ZM206 173V172H205ZM204 173V174H205ZM210 173H212L211 171H210ZM244 173H246V172H244ZM250 173H248L249 175H247L246 177H247V179L245 178V176L243 175V178H244V180L246 179V181H247V183H246V187L248 188V190L246 189V187H245V190L243 189V186H245L244 184H243V186H242V184L241 183H243L242 181H241V179H240V181H241V183H240V181L239 180H236V183L237 182H239L241 185H240V191H242V194H243V192L244 193H246L245 191L247 190V191H251V190H255L254 192H256V189H257V187L259 188L260 187V182L258 183V185H255V186H257V187H254V184H253V180H252V182L248 179L249 177H253L254 176V174L251 176L250 175ZM255 173V174H256ZM258 173H259V171H258ZM257 173V174H258ZM33 174V173H32ZM102 174V173H101ZM101 174H99V175H101ZM117 174V173H116ZM115 173L113 174V176H115L116 175ZM127 174V173H126ZM148 174V173H147ZM154 174V173H153ZM161 174V175H162ZM175 174V173H174ZM182 174V173H181ZM185 174V173H184ZM184 174H182V175H184ZM188 174H189V172H188ZM200 175H201V173H199ZM199 174H196L195 173V175H199ZM203 174V175H204ZM222 173H220V175H221ZM234 174V173H233ZM261 177L259 176V178H261L263 181H264V168L262 169V171H261ZM35 175H38V174H35ZM104 175V174H103ZM157 175V174H156ZM159 175V174H158ZM178 175L179 176H181L179 173H178ZM198 176L197 177V179L198 178H200V179H198V180H202L203 178V175H202V177L201 176ZM211 175V174H210ZM209 175V176H210ZM218 175V174H217ZM219 175V176H220ZM224 175H225V173H224ZM228 175V174H227ZM232 175V174H231ZM23 176V175H22ZM30 176H32L31 175V173H30ZM108 176V175H107ZM113 176H111V177H113ZM130 176H132V174L130 175ZM173 177H174V175H172ZM171 176V178H173ZM179 176H178V178H179ZM186 176V175H185ZM187 176H189V175H187ZM222 176V175H221ZM230 176V175H229ZM235 176V175H234ZM258 176V175H257ZM23 177H25V175L23 176ZM27 177V176H26ZM29 177V176H28ZM34 178H35V176H33ZM105 177H106V175H105ZM117 175L115 176V180H117ZM120 177H119V179H120ZM149 177V176H148ZM168 177V176H167ZM206 177H207V175H206ZM206 177H204V179L206 178ZM217 178H218V176H216ZM232 177V176H231ZM230 177V178H231ZM31 178V177H30ZM87 178V177H86ZM93 178V177H92ZM91 178V179H92ZM99 178V177H98ZM101 178V179H100ZM100 180H102V175L100 176ZM104 178V177H103ZM114 178V177H113ZM113 178L111 179V181H113ZM139 178V177H138ZM152 178V177H151ZM166 178V177H165ZM185 178V177H184ZM191 178V177H190ZM194 178H196V177H194ZM193 178V179H194ZM211 178V177H210ZM213 178V177H212ZM236 178V177H235ZM234 178V179H235ZM243 178H242V180H243ZM250 178V179H251ZM256 178V177H255ZM258 178V177H257ZM258 178V179H259ZM29 179V178H28ZM31 179H33V178H31ZM97 179V178H96ZM106 179V178H105ZM105 179H103V181L105 180ZM107 179H108V177H107ZM163 179V178H162ZM168 180H170V177L169 178H167ZM174 180L176 179V178H173ZM180 179V178H179ZM197 179H194V180H197ZM215 179V178H214ZM214 179H212L213 180V182H215V180ZM220 179V178H219ZM223 178H221V180H222ZM229 179V178H228ZM237 179H238V177H237ZM254 179V178H253ZM258 179H257V182H258ZM93 180H94V178H93ZM98 180V179H97ZM109 180V179H108ZM127 180V179H126ZM138 180V179H137ZM148 180V179H147ZM146 180V181H147ZM150 180V179H149ZM168 180H162V183H160L161 182V180H160V182L158 183L160 186H159V188L161 189V191H157V192H159V193H157L158 195H156L155 194V192H156V190L154 191V188L155 187H150V188H148L147 186H145L146 188H148V190H145L144 192L146 193V191H148V193L146 194V195H149V197L148 196H145L144 195V193H143V189L142 190H139L140 192L142 191V194L144 195L143 196V199L145 200V197H148V200L150 199V201H151V199H153V197H154V203H156V202H158V203H156V204H158L159 205V202H161V201H165V202H162V203H167L168 201V199H171V200H173V198H175L174 196L176 195L175 194V192H176V188H177V192H178V187H180L181 186V188L180 189H182V188H184V187H182V186H184V185H181V182L180 181H178V182H180V183H178V182H174V183H176L178 186L177 187H175L176 185L172 182L173 180H170V181H168ZM191 180V179H190ZM197 180V181H198ZM208 180V179H207ZM225 180V179H224ZM232 180H233V178H232ZM232 180H230V181H232ZM256 180V179H255ZM262 180H260V181H262ZM88 181V180H87ZM91 181V180H90ZM96 181V180H95ZM94 181V183H96ZM110 181V180H109ZM120 181V180H119ZM124 181H125V179H124ZM145 180H143V182H144ZM151 181H152V183H151V185L153 184V183H155L154 181L155 180H153V178L151 179ZM167 181L169 182V183H167ZM176 181V180H175ZM209 181H210V179H209ZM226 181V180H225ZM89 182V181H88ZM126 182V181H125ZM134 181H132V183H133ZM137 182V181H136ZM165 182V183H164ZM184 182H186V181H184L183 180V183ZM202 181H200V183H199V181L197 182V184L199 183L200 184V186H202L201 184H203V183H201ZM212 182V181H211ZM210 182V183H211ZM212 182V183H213ZM257 182H256V184H257ZM90 183L91 182H89V185H90ZM105 183H107V182H105ZM145 183V182H144ZM148 183V182H147ZM182 183V184H183ZM210 183H207V184H210ZM223 183V182H222ZM255 183V182H254ZM263 183V182H262ZM261 183V184H262ZM108 184L109 183H107V188H108ZM111 184V183H110ZM109 184V185H110ZM114 184H116V182H114ZM125 184V183H124ZM130 184V183H129ZM143 184V183H142ZM186 184V183H185ZM215 184H217V182L215 183ZM223 184H225V183H223ZM234 184V183H233ZM249 184H251V185H249ZM253 184V185H252ZM120 186H121V184H119ZM118 185V186H119ZM134 185V187H135V185H136V183L135 184H133ZM250 186V187H252L253 186V189H251L250 187H248V186ZM29 186H30V184H29ZM32 186V185H31ZM30 186V187H31ZM34 186V185H33ZM98 186V185H97ZM97 186L95 187V188H97ZM113 187H114V185H112ZM125 186H126V184H125ZM129 186V185H128ZM144 186V185H143ZM158 186V185H157ZM174 186V187H173ZM188 186V185H187ZM187 186H185V188L187 189ZM199 186V185H198ZM197 186V187H198ZM199 186V187H200ZM204 186V185H203ZM202 186V187H203ZM205 186H207L206 185V183H205ZM211 186H212V184H211ZM220 186V185H219ZM228 187H230V186H232V185H227ZM226 186V187H227ZM234 186H237V184H235ZM234 186H232V188L234 187ZM239 186V185H238ZM30 187H28L27 186V188H30ZM93 187V186H92ZM116 187V186H115ZM114 187V188H115ZM123 187V186H122ZM127 187V186H126ZM129 187H131V185L129 186ZM129 187H127L128 189H129ZM133 187V188H134ZM139 187H140V185H139ZM163 187V188H162ZM165 187V188H164ZM194 187V186H193ZM198 187V188H199ZM213 187L214 186H212V189H211V191L210 192H212V190H215L216 191V188L215 189H213ZM216 187V186H215ZM217 187H218V184H217ZM222 187V186H221ZM226 187H225V189H226ZM262 187H264V186H261V188ZM34 188V187H33ZM37 188V187H36ZM101 188H103L102 186H101ZM107 188H105V189H107ZM109 188H111V187H109ZM120 189H121V187H119ZM132 188V187H131ZM137 188H138V186H137ZM136 188V189H137ZM146 188H144V189H146ZM184 188V189H185ZM191 188V187H190ZM190 188H188L189 190H190ZM197 188V190H199V192H200V189L202 190V188H199L198 189ZM204 188V187H203ZM210 188V187H209ZM238 189H239V187H237ZM236 188V189H237ZM94 189V188H93ZM117 189V188H116ZM120 189H119V192H122V191H120ZM124 189V188H123ZM127 189V190H128ZM139 189V188H138ZM179 189V193L181 192V190ZM206 189H207V187H206ZM205 189V190H206ZM218 190H219V188H217ZM227 189H229V191L230 192H233L234 190H230V188H227ZM260 189V188H259ZM258 189V190H259ZM32 191H34L35 192V190L34 189H31ZM94 190H96V191H98L97 189H94ZM99 190H100V187H99ZM111 190V189H110ZM112 190H113V188H112ZM131 190H133V189H131ZM131 190L129 191H127V192H131ZM192 190V189H191ZM204 190V191H205ZM222 190H224L223 188H222ZM261 190V189H260ZM257 191V192H260L261 193V191ZM28 191V190H27ZM32 191H30L29 190V194H31L30 192H32ZM116 191V190H115ZM126 191V190H125ZM134 191V190H133ZM136 191V190H135ZM226 191V190H225ZM239 191V190H238ZM238 191L237 192H234V193H237L236 194V196H238V194L239 195H241L240 193H238ZM252 191V192H253ZM264 191V190H263ZM112 192H114V191H112ZM111 192V193H112ZM117 192H118V190H117ZM137 192V191H136ZM140 192H138V193H135L136 195L137 194H139ZM191 192V191H190ZM202 192V191H201ZM200 192V193H201ZM220 192V191H219ZM224 192V191H223ZM33 193V192H32ZM125 193V192H124ZM179 193H177V194H179ZM182 193V192H181ZM185 193V192H184ZM203 193V192H202ZM201 193V194H202ZM206 193H208L207 191H206ZM215 193V192H214ZM249 192H247L245 195H249V194H251V193H249ZM34 194V193H33ZM117 193L115 192V196H119V195H116ZM120 194V193H119ZM121 194H123V193H121ZM127 194V193H126ZM133 193H131V195H132ZM212 194V193H211ZM217 194H219V193H216V195ZM221 194H222V192H221ZM257 194V193H256ZM259 194V193H258ZM35 195V194H34ZM98 195V194H97ZM107 196H109L110 197V195H108V194H106ZM129 195H130V193H129ZM128 195V196H129ZM136 195H134V196H132V197H135ZM141 195V194H140ZM139 195V196H140ZM156 195V196H155ZM182 195V194H181ZM191 195V194H190ZM206 195V194H205ZM226 195V194H225ZM224 195V196H225ZM228 195V194H227ZM233 195V194H232ZM244 195V194H243ZM244 195V196H245ZM251 195H253V193L251 194ZM30 197L32 196V195H29ZM106 196V197H107ZM122 196V195H121ZM121 196H119L118 197V199L121 197ZM151 196H153V197H151ZM201 196H203V195H201ZM209 196V195H208ZM218 196H220V195H218ZM229 196V195H228ZM257 195H253V196H251V197H256ZM264 196V195H263ZM99 197V196H98ZM103 197V196H102ZM112 197H113V194H112ZM127 197V196H126ZM129 197H131V196H129ZM129 197H127V199L129 198ZM132 197H131V199H132ZM137 197H138V195H137ZM136 197V199H138ZM179 197V196H178ZM185 197H186V195H185ZM211 197H213V196H211ZM221 197V196H220ZM227 196H225V199H227L226 198ZM231 197V196H230ZM240 197H242V196H240ZM248 198L250 197V196H247ZM259 197V196H258ZM116 199H117V197H115ZM123 198V197H122ZM125 198V197H124ZM140 198V197H139ZM180 198V197H179ZM182 198V197H181ZM190 198V197H189ZM203 199H204V197H202ZM219 198V197H218ZM222 198V197H221ZM239 198V197H238ZM254 198H252L253 199V202H255L254 201ZM257 198V197H256ZM256 198H255V200H256ZM260 198V197H259ZM259 198H257V199H259ZM261 198H263V197H261ZM103 199H104V197H103ZM116 199H115V201H116ZM126 200L125 202H124V204H126V203H128V202H130V201H133V199L132 200ZM136 199L134 200L135 201V203L137 204H140L138 201H139V199L136 201ZM140 199H142V197L140 198ZM176 199V198H175ZM188 199V198H187ZM205 199H206V197H205ZM208 199H211V198H208ZM230 199V198H229ZM243 199H245L246 200V198H244L243 197ZM242 199V200H243ZM100 200H102V198H100ZM109 200H110V198H109ZM108 200V201H109ZM125 199H123V201H124ZM156 200V201H155ZM180 200V199H179ZM221 200V199H220ZM241 200V201H242ZM242 201V202H246V201ZM260 200V202L262 201L261 199H259ZM91 201H93V200H91ZM95 201H97L96 199H95ZM118 201V200H117ZM116 201V202H117ZM146 201H147V199H146ZM170 201V200H169ZM174 201H178L177 199L176 200H174ZM205 201V200H204ZM216 201V200H215ZM231 201H233V199L231 200ZM238 202L240 201L239 199L237 200ZM85 202V201H84ZM149 202V201H148ZM152 202V201H151ZM151 202H149V203H151ZM185 202V199H184V201L183 202H181V203H184ZM188 202L189 203H192L191 201H189L188 200ZM196 203V201H193V203ZM203 202V201H202ZM207 202H208V200H207ZM213 202V201H212ZM223 202V201H222ZM225 202H227V201H225ZM241 202V203H242ZM263 202V201H262ZM88 203V201H86L85 202V204H87ZM97 203L99 204V202L97 201ZM96 203V204H97ZM103 203H104V201H103ZM111 203L112 202H109V204L111 205ZM134 203V202H133ZM133 203H131V204H133ZM134 203V206L136 205ZM143 203H144V201H143ZM143 203H141V204H143ZM147 203V202H146ZM215 203H219V202H215ZM232 202H230V204H231ZM234 203V202H233ZM240 203V202H239ZM264 203V202H263ZM81 204H83V202L81 203ZM88 204H92V202L91 203H88ZM97 204V205H98ZM100 204H102L101 202H100ZM100 204H99V208H100ZM113 205H114V203H112ZM117 204V203H116ZM131 204H128L130 207H127V208H129V209H131L132 210V212L131 213H133V212H136V211H134L135 209H134V207L132 208V206H131ZM140 204V206H142ZM156 204H153V205H155V208H156ZM169 204V203H168ZM174 204H177L175 207H178V202H176V203H174ZM186 204V203H185ZM199 204V203H198ZM221 204V203H220ZM235 204V203H234ZM262 204V203H261ZM261 204H259V205H261ZM93 205H94V202H93ZM144 205L146 206L147 204H145L144 203ZM172 205V204H171ZM170 205V206H171ZM187 205V204H186ZM193 205V204H192ZM232 205V204H231ZM241 205V207H243L242 206V204H240ZM255 205V204H254ZM259 205H258V203H257V208L259 207ZM84 206H86V205H84ZM84 206H81V207H84ZM109 205H107L106 207H108ZM112 206V205H111ZM111 206H110V208H111ZM138 205H136V207H137ZM161 206V205H160ZM181 206H182V204H181ZM197 206V205H196ZM199 206V205H198ZM201 206V205H200ZM216 207L215 208H217V204L215 205ZM254 206V207H255ZM263 206H264V204H263ZM144 207V206H143ZM147 207V206H146ZM174 207V206H173ZM184 206H182V207H179V208H183ZM190 207V206H189ZM225 207H228V208H230L229 207V204L227 205V206H225ZM235 207H237V205L235 206ZM261 208H262V210H264L263 209V207L262 206H260ZM109 208V207H108ZM112 208H116V207H112ZM141 208V207H140ZM145 208V207H144ZM151 208V207H150ZM150 208H148V210H146V212L148 211L149 213L150 212H153V213H150L149 215H151V214H153L154 215V213L155 212H158L159 213V211L161 210V209H159V207L157 208V209H155V208H152V209H150ZM163 208H164V206H163ZM162 208V209H163ZM168 208V207H167ZM166 208V209H167ZM170 208V207H169ZM168 208V209H169ZM231 208H232V206H231ZM107 209V208H106ZM143 209V208H142ZM142 209L140 210V211H142ZM159 209V211H156V210H158ZM166 209H163L164 210V212L163 213H165L164 215H166V218L165 219H167V215H169L170 213H169V211H170V209H169V211L167 210V213L165 212L166 211ZM202 209V208H201ZM241 209V208H240ZM255 209V208H254ZM123 212H127V211H129V210H127V211H125V209L124 208H122L121 209ZM136 210H138L137 211V213L139 212V213H142V212H140L139 211V208L137 209L136 208ZM144 210V209H143ZM171 210H172V208H171ZM180 210V209H179ZM178 210V211H179ZM184 210V212H185V209L183 208V209H181L180 210V213L182 212ZM187 210V209H186ZM195 209L193 208V211H194ZM197 210V209H196ZM195 210V211H196ZM199 210H200V208H199ZM217 210V209H216ZM223 211H224V209H222ZM226 210V209H225ZM234 210H236V209H234ZM242 210V209H241ZM100 211V210H99ZM121 211V212H122ZM188 211H190V208H189V210H187V212ZM220 211H221V209H220ZM237 211H240V210H238V208H237ZM256 211V210H255ZM251 212V213H253V215H254V213H255V216L256 215H258V214H256V212ZM88 212V211H87ZM145 212V213H146ZM147 212V213H148ZM173 212H175V211H173L172 210V212H171V214L173 213ZM198 213H199V211H197ZM219 212V211H218ZM217 212V213H218ZM226 212V211H225ZM225 212L223 213V214H225ZM231 212V210L228 212V213H230ZM233 212V211H232ZM242 212V211H241ZM240 212V213H241ZM262 212H263V214H262ZM259 211L258 212V210H257V213H261L262 215H260V216H262L261 217V219H258V218H260V217H258V216H256V220L254 219L253 221H251V223H250V225H248V226H251L250 228H251V234H255V235H264V211ZM89 213V212H88ZM97 213H98V211H97ZM102 213H104V212H102ZM130 212H128V214H129ZM130 213V214H131ZM158 213H155L156 214V218H158ZM178 213V214H177ZM176 213V215L175 216H177L178 218H180V219H178L177 217H173L171 214V216H172V219L173 218H176L175 220H173L174 222H176V221H178L179 220V222H181V218L182 217H184L183 219L184 220H187V221H189L188 219H185V217H186V214L185 213H181L182 214V216L180 217V215L181 214H179V212H177ZM189 214H187V215H189L190 217H191V215H190V212H188ZM201 213V212H200ZM227 213V212H226ZM122 214V213H121ZM210 214V213H209ZM213 214V213H212ZM212 214L210 215V219L212 220ZM216 214V213H215ZM74 215H76V213L74 214ZM80 215H82V214H80ZM85 215V214H84ZM91 215V214H90ZM99 215V214H98ZM106 214L104 213V216H105ZM120 215V214H119ZM135 215V214H134ZM140 215H142V214H140ZM144 215H146V214H144ZM143 215V216H144ZM148 215V216H149ZM153 215H151L152 217H153ZM158 215V216H157ZM164 215H163V217H164ZM169 215V216H170ZM179 215V216H178ZM200 215V214H199ZM202 215H204V214H202ZM208 215V214H207ZM88 216V215H87ZM92 216V215H91ZM90 216V217H91ZM97 216V215H96ZM102 216V215H101ZM123 216H125V215H122V218H123ZM135 216H137V215H135ZM134 216V217H135ZM138 216H139V214H138ZM147 215H146V218H147V220H153V218L155 217H153L152 219H150L151 218V216H149L148 217ZM160 216H161V213H160ZM171 216H170V218H171ZM188 216V217H189ZM205 216V215H204ZM204 216H203V218H204ZM209 216V215H208ZM207 216V217H208ZM216 216H217V214H216ZM216 216H215V219H216ZM221 216H222V213H221ZM220 216V217H221ZM224 216V215H223ZM226 216V218L227 217H229L228 215H225ZM224 216V217H225ZM230 216H231V214H230ZM252 216V215H251ZM255 216H254V218H255ZM89 217V218H90ZM99 218H100V216H98ZM98 217H96V218H98ZM116 217H121V216H116ZM189 217V218H190ZM220 217H219V219H220ZM86 218V217H85ZM95 218V217H94ZM111 218V217H110ZM128 218V217H127ZM141 218V217H140ZM149 218V219H148ZM161 217H159L158 219H160ZM201 218H202V216H201ZM226 218L224 219V221L226 220ZM230 219H231V217H229ZM249 218H252V217H250V215H249ZM248 218V219H249ZM29 219V218H28ZM92 219V221H93V218H91ZM91 219L89 220V222L91 221ZM101 219V221H100V223L103 221V220H106L105 218H100ZM103 219V220H102ZM108 220H109V218H107ZM113 219V218H112ZM120 219V218H119ZM128 219H131V218H128ZM162 219V221L160 222V220H157V222L156 223H151V221L148 223L147 221H145V222H147L146 224V228H148L149 226H148V224L150 225V223H151V228H153V225L152 224H157L156 226H159V223H162V225H161V227L163 226V221H166L164 218H161ZM164 219V220H163ZM171 219V220H172ZM178 219V220H177ZM194 219H195V217H194ZM214 219V218H213ZM214 219V220H215ZM253 219V218H252ZM31 220V219H30ZM95 220V219H94ZM108 220H106V221H108ZM114 220V219H113ZM113 220H110V221H113ZM117 220V219H116ZM123 220V219H122ZM202 220V219H201ZM207 220V219H206ZM218 220V219H217ZM216 220V221H217ZM221 220V219H220ZM223 220V219H222ZM221 220V221H222ZM229 220V219H228ZM251 220V219H250ZM249 220V221H250ZM23 221H27V219L26 220H24L23 219ZM34 221V220H33ZM96 221H97V219H96ZM99 221V220H98ZM119 221V220H118ZM167 221H169V217H168V220ZM166 221V222H167ZM172 221V222H173ZM187 221H182L181 223H184V222H187ZM197 221V220H196ZM203 221V220H202ZM216 221H215V224H216ZM230 221V220H229ZM125 222H126V220H125ZM124 222V223H125ZM143 222H144V220H143ZM145 222H144V224H145ZM154 222H155V219H154ZM206 222H208V221H206ZM205 222V223H206ZM220 222V221H219ZM20 223V222H19ZM27 222H25V224H26ZM29 223V222H28ZM27 223V224H28ZM103 224H105L104 223V221L102 222ZM112 223V222H111ZM114 223V222H113ZM117 223H119V222H117ZM136 223V222H135ZM167 223H170V221L169 222H167ZM178 223V222H177ZM201 223V222H200ZM203 223H204V221H203ZM221 223V222H220ZM229 223V222H228ZM18 224V223H17ZM25 224H23V225H25ZM103 224H101V225H103ZM106 224H108V222L106 223ZM121 224H122V222H121ZM120 223L119 224H117V225H121ZM171 224V223H170ZM172 224H176V223H172ZM169 225V224H167V225H169V226H173L172 228L174 229V225ZM180 224V223H179ZM179 224H176V226L178 227L177 228V230H179ZM187 224V223H186ZM191 225L190 226H192V223H190ZM193 224H195V223H193ZM196 224H198V223H196ZM195 224V225H196ZM210 224V223H209ZM224 224V223H223ZM230 224V223H229ZM19 225V224H18ZM29 225H30V223H29ZM31 225H34V223L32 224V221H31ZM114 225V224H113ZM116 225V224H115ZM131 225V224H130ZM155 225H154V228H155ZM164 225H166V223L164 222ZM179 225V226H178ZM183 225V224H182ZM189 225V224H188ZM199 225V224H198ZM2 226V225H1ZM14 226V225H13ZM26 226H28V225H26ZM25 226V227H26ZM104 226H106V230H107V232H108V229H107V227H108V225H104ZM126 226V225H125ZM129 226V225H128ZM127 226V227H128ZM141 226V225H140ZM148 226V227H147ZM169 226H167L168 228H166V227H164L165 229H172V228H170ZM187 225H183L182 227L184 228V227H186ZM204 226V225H203ZM208 226H210L209 228H212L211 226L212 225H208ZM219 226H221V224H219ZM245 226V225H244ZM2 227H4V226H2ZM1 227V228H2ZM7 227V226H6ZM5 227V228H6ZM11 227V226H10ZM115 227V226H114ZM117 227V226H116ZM131 227H133V226H131ZM149 227V228H150ZM161 227H159V228H161ZM162 227V228H163ZM182 227L180 228L181 229V231H179V232H177V230H175L177 233H179L180 234V236L182 235L181 233H184V232H182ZM202 227V226H201ZM200 227V228H201ZM205 227V226H204ZM214 227H215V225L213 226V229H214ZM227 227V226H226ZM225 227V228H226ZM247 227V226H246ZM17 228V227H16ZM148 228V229H149ZM158 228V229H159ZM161 228V229H162ZM176 228V227H175ZM195 228H197V227H195ZM198 228H199V226H198ZM199 228V229H200ZM209 228H207V229H209ZM218 228V227H217ZM217 228H215V230L217 229ZM239 228H241V227H239ZM250 228H249V230L248 231H246V228H245V231H244V233H245V235H246V232H250ZM11 229V228H10ZM13 229H15V228H13ZM12 229V230H13ZM110 229V228H109ZM128 229V228H127ZM134 229H136L135 227H134ZM133 229V230H134ZM147 229V231H149ZM158 229H156L155 228V230H157L156 231V233L158 232ZM160 229V230H161ZM172 229V230H173ZM221 229H224V228H222V226H221ZM221 229L219 228L218 229V231L220 230L221 231ZM126 230V229H125ZM132 230V229H131ZM139 230H140V228H139ZM138 230V231H139ZM151 230V229H150ZM152 230H154V229H152ZM154 230V231H155ZM190 230V229H189ZM201 230V229H200ZM205 230H206V228H205ZM225 230V229H224ZM229 229H227V231H228ZM2 231H5V230H2ZM7 231V230H6ZM137 231V230H136ZM136 231H134V232H136ZM154 231L152 232V236L153 237H156V234H154L153 235V233H154ZM162 231V230H161ZM170 231V230H169ZM168 231V233H166V234H168V235H170V232ZM183 231H185V230H183ZM193 231V230H192ZM192 231H191V233H192ZM197 231V230H196ZM209 231H210V229H209ZM213 231V230H212ZM226 231V233L225 232H223V233H225V235L226 234H228V235H230L229 233H230V230H229V233ZM242 231V230H241ZM10 232V231H9ZM12 232H14V231H11L10 232V234H12ZM103 232V231H102ZM112 231H110V233H111ZM132 232V231H131ZM141 232V231H140ZM160 232V231H159ZM172 232V231H171ZM174 232V231H173ZM176 232H174V233H176ZM204 232V231H203ZM206 232V231H205ZM217 232V231H216ZM215 232V233H216ZM109 233V232H108ZM143 233H146V232H143ZM161 233V232H160ZM159 233V234H160ZM163 233V232H162ZM161 233V234H162ZM189 233V232H188ZM190 233V234H191ZM193 233H195V232H193ZM197 233V232H196ZM201 233V232H200ZM209 233V232H208ZM213 233V232H212ZM219 233V232H218ZM222 232H221V234H223ZM242 233V232H241ZM241 233H239V234H241ZM9 234V235H10ZM15 234H16V231H15ZM103 234H104V232H103ZM102 234V235H103ZM130 234H132V233H130ZM136 234V233H135ZM138 234H139V232H138ZM142 234V233H141ZM147 234H148V232H147ZM160 234V235H161ZM165 234V232H164V236L166 235ZM173 234V233H172ZM171 234V235H172ZM203 234V233H202ZM211 234V233H210ZM4 235V234H3ZM13 235V234H12ZM105 235V234H104ZM103 235V236H104ZM108 237H110L109 236V234H106ZM126 235V234H125ZM128 235H129V232H128ZM177 234H175V235H172L174 238H175V236H176ZM204 235H205V233H204ZM215 235V234H214ZM214 235H211V236H213L214 237ZM100 236V235H99ZM111 236H112V234H111ZM116 236V235H115ZM135 236V235H134ZM142 236V235H141ZM143 236H145V235H143ZM151 237V235H148V237L146 238L145 237V240L146 239H148V241H146V242H150V237ZM162 236H163V234H162ZM167 236V235H166ZM179 236V237H180ZM196 236H198V235H196ZM195 236V237H196ZM200 236V235H199ZM199 236L198 237H196V238H199ZM118 237V236H117ZM123 237V236H122ZM140 237V236H139ZM138 237V238H139ZM170 237V236H169ZM183 237V236H182ZM179 238V239H183V238ZM185 237V236H184ZM204 237V236H203ZM221 237V236H220ZM222 237L224 238V236L222 235ZM221 237V238H222ZM0 238H2V237H0ZM104 238V237H103ZM111 239H112V237H110ZM110 238H109V240H110ZM114 238L115 237H113V240H114ZM127 238V237H126ZM134 238V237H133ZM138 238H137V240H138ZM141 238V237H140ZM139 238V239H140ZM144 238V237H143ZM157 238V237H156ZM160 238V237H159ZM162 238V237H161ZM171 238V237H170ZM169 238V239H170ZM188 238V237H187ZM189 238H190V235H189ZM188 238V240H189V242H187V239H185L186 240V242H185V240L183 239V241L181 240H176L175 241V239H174V241H170V240H172L173 238H171L170 240L169 239H165V240H169V242H166L165 241V245H164V248L165 247H167L166 248V250L165 251H162V249H160V248H162L163 247V245L161 246V247H159V250H161L160 252L159 251H157L158 250V248H157V244H158V242H157V244H156V242L152 239L151 241L153 242V243H155V245H156V250L154 249V247L153 246H155V245H153V243H152V246L151 245H149V244H151V243H149V244H146L145 243V246L144 247H147V249H144V247H142L144 244V242L145 241H143L142 239V241H143V243H142V241L141 240H138L139 242H138V245L137 244H135V243H133V244H135V245H130L129 247H128V250H124V247H125V245H127V243L128 242H124L125 243V245L123 246L122 244H124V243H122L120 246H123V251H121L122 249H120L119 247H117L118 248V250H116L117 248H116V246L115 245H117V244H114V246L111 248L112 250L114 249V253H113V255L111 254V253H109V254H111L110 256H108V259H109V261H106V263H104V264H109V263H111V264H264V238H261V237H259V236H253V237H238L237 239H235L236 240V242L235 241H233V243H234V245H236L235 247H233V251L231 252V254H229V253H227V254H229V255H231V256H229V255H227V254H225L226 252H224L222 249H219V250H222L223 251V254L221 253L220 254V252H219V250L217 251V250H214L216 247V239H215V241H214V243L212 244H206L205 243V241H203L204 239H205V237H204V239H202V242H201V240L200 241H197V240H199V239H201V237L199 238V239H197V240H195L196 238H194L193 240H192V242L190 243V239ZM212 238V237H211ZM215 238V237H214ZM213 238V239H214ZM222 238V239H223ZM6 239H7V237H6ZM107 239V238H106ZM118 239V238H117ZM155 239V238H154ZM158 239V238H157ZM157 239H155V240H157ZM176 239H177V236H176ZM207 239H208V237H207ZM206 239V240H207ZM212 239V240H213ZM225 239H227V238H225ZM229 239V238H228ZM233 239V240H234ZM7 240H9V239H7ZM108 240V239H107ZM115 240H116V238H115ZM120 240V239H119ZM128 240V239H127ZM132 240V239H131ZM136 239L134 238V241H135ZM137 240H136V243H137ZM160 240V239H159ZM158 240V241H159ZM162 240V239H161ZM195 240V241H194ZM211 240V239H210ZM111 241V240H110ZM141 241V242H140ZM163 241H164V238H163V240H162V243H163ZM178 241V242H177ZM179 241L180 242H182V243H179ZM196 242V244H194V242ZM220 241V240H219ZM218 241V242H219ZM221 241H223V240H221ZM66 242V241H65ZM94 242H95V240H94ZM100 242V241H99ZM103 242H105V241H103ZM112 242H114V241H112ZM111 242V243H112ZM121 242V241H120ZM123 242V241H122ZM199 242H201V243H199ZM205 244H204V243ZM212 242V241H211ZM230 242H232L231 240H230ZM230 242H229V245H230ZM110 243V242H109ZM108 243V244H109ZM193 243V244H192ZM209 243H210V241H209ZM221 243V242H220ZM220 243H219V245H220ZM226 243V242H225ZM100 244H101V242H100ZM99 244V245H100ZM106 244V243H105ZM104 244V245H105ZM120 244V243H119ZM119 244H118V246H119ZM130 244V243H129ZM128 244V245H129ZM168 244V245H167ZM222 245H225L223 242L221 243ZM228 244V243H227ZM93 245V244H92ZM101 245H103V244H101ZM127 245V246H128ZM167 245V246H166ZM214 245V246H213ZM222 245H220V246H222ZM228 245V246H229ZM95 246V245H94ZM107 247H109L108 245H106ZM111 246V245H110ZM132 246H134V247H132ZM137 246V247H136ZM150 246V247H149ZM227 246V245H226ZM101 247V246H100ZM116 249H115V248ZM131 247V248H130ZM136 247V248H135ZM142 247V248H141ZM215 247V248H214ZM229 247H231V246H229ZM83 248H86L87 249V247H84L83 246ZM103 248H104V246H103ZM129 248H130V252H128L129 251ZM132 248H135V249H133L132 250ZM163 248V249H164ZM214 248V249H213ZM220 248V247H219ZM232 248V247H231ZM86 249H85V251H86ZM88 249H89V247H88ZM87 249V250H88ZM92 249H95V248H92ZM101 249H102V247H101ZM217 249H218V247H217ZM224 249V248H223ZM228 249V248H227ZM110 250V249H109ZM84 251V250H83ZM92 251V250H91ZM96 251H98V249L96 250ZM99 251H100V249H99ZM87 252V251H86ZM93 252V251H92ZM95 252V251H94ZM93 252V253H94ZM105 252V251H104ZM109 252H111V250L109 251ZM88 253H91L90 252V250H89V252ZM93 253H91V254H93ZM97 253V252H96ZM82 255H83V253H81ZM81 254H80V258H81ZM95 254V253H94ZM93 254V255H94ZM100 254V253H99ZM103 254H105V253H103ZM79 255V254H78ZM86 255V254H85ZM95 255H97L98 256V254H95ZM95 255H94V257L93 258H96L95 257ZM102 255V254H101ZM89 256V255H88ZM105 256V258H106V255H103V257ZM227 256V257H226ZM229 256V257H228ZM71 256H69V258H70ZM83 257V256H82ZM91 258L90 259H92V256H90ZM89 258V257H88ZM100 258H102V257H100ZM37 260H38V258H36ZM73 259H74V257H73ZM82 259V258H81ZM87 259V258H86ZM85 259V260H86ZM103 259V258H102ZM67 260V259H66ZM83 260V259H82ZM81 260V261H82ZM84 260V263L86 262ZM88 260V259H87ZM93 260V259H92ZM91 260V261H92ZM97 260V259H96ZM99 260V259H98ZM101 260V259H100ZM104 260V259H103ZM8 261V260H7ZM7 261H5V263L7 262ZM34 261H35V258H34ZM38 261H40V260H38ZM44 261V260H43ZM70 261V260H69ZM74 261V260H73ZM77 261H78V259H77ZM80 261V260H79ZM94 261V260H93ZM36 262V261H35ZM47 261L45 260V263H46ZM75 262V261H74ZM83 262V261H82ZM104 262H105V260H104ZM108 262V263H107ZM38 263V262H37ZM40 263V262H39ZM66 263V262H65ZM64 263V264H65ZM72 264H73V262H71ZM93 263V262H92ZM99 263V262H98ZM97 262H96V264H98ZM9 264V263H8ZM48 264V263H47ZM61 264V263H60ZM67 264H69V263H67ZM81 264V263H80ZM83 264V263H82ZM85 264H87V263H85Z\"/></svg>",
	"mask_w": 264,
	"mask_h": 264
}]
</instances>
